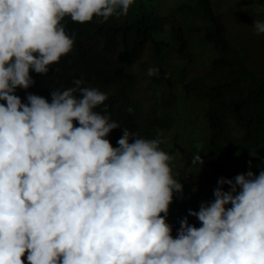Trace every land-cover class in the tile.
<instances>
[{
	"label": "clouds",
	"instance_id": "obj_1",
	"mask_svg": "<svg viewBox=\"0 0 264 264\" xmlns=\"http://www.w3.org/2000/svg\"><path fill=\"white\" fill-rule=\"evenodd\" d=\"M133 3L0 0V264H25L26 253L28 264H264V171L221 177L215 199L189 209L201 226L186 216L174 238L167 214L183 184L159 132L146 139L125 128L114 147L106 137L120 124L107 106L95 110L107 93L79 79L51 102L15 94L72 50L66 16L104 22ZM253 25L264 34V20Z\"/></svg>",
	"mask_w": 264,
	"mask_h": 264
},
{
	"label": "trees",
	"instance_id": "obj_2",
	"mask_svg": "<svg viewBox=\"0 0 264 264\" xmlns=\"http://www.w3.org/2000/svg\"><path fill=\"white\" fill-rule=\"evenodd\" d=\"M263 2L248 0L249 6ZM221 15L220 0H134L127 16L104 22L94 16L78 23L66 16L61 24L74 37L72 50L47 74L31 71L34 84L15 92L24 103L29 93L51 102L52 91L74 87L79 79L81 87L107 93L95 110L102 113L107 106L104 114L120 124L106 137L114 147L125 128L146 139L159 132L160 147L173 156V178L183 184L167 214L174 238L186 216L201 226L189 209L199 211L213 201L221 177L264 171V71L253 61L252 46L230 34ZM200 64L206 72L194 75ZM149 67L159 75L147 76ZM179 73L185 84L177 80ZM184 122L209 134H186ZM196 155L202 166L192 165ZM193 169L203 172L201 179L189 175ZM22 259L28 264L27 253Z\"/></svg>",
	"mask_w": 264,
	"mask_h": 264
},
{
	"label": "rangeland",
	"instance_id": "obj_3",
	"mask_svg": "<svg viewBox=\"0 0 264 264\" xmlns=\"http://www.w3.org/2000/svg\"><path fill=\"white\" fill-rule=\"evenodd\" d=\"M220 7L222 19L225 20L229 33L238 38L243 44H247L250 47L252 46L253 61H255L261 71H264V34L257 35L253 25L256 19L264 20V2L258 3L257 6H249L248 0H220ZM206 70L207 68L203 64H200L193 74H203ZM176 78L181 84H185L187 81L181 73H179ZM184 114L188 115L190 113L185 110ZM183 125L185 127L183 131L186 134L195 133L203 136L209 134L208 129L204 132H197L195 129L187 127L185 122ZM176 134L177 129L170 130L167 133L169 138L176 136ZM202 173L203 172L199 169H193L189 175L195 180H199L201 179Z\"/></svg>",
	"mask_w": 264,
	"mask_h": 264
}]
</instances>
